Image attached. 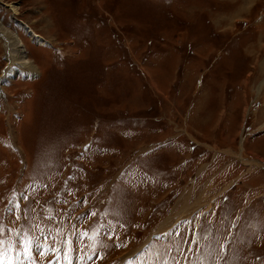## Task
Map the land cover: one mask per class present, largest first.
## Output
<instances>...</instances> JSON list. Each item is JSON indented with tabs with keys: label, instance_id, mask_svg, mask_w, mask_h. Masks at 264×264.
Segmentation results:
<instances>
[{
	"label": "rangeland",
	"instance_id": "obj_1",
	"mask_svg": "<svg viewBox=\"0 0 264 264\" xmlns=\"http://www.w3.org/2000/svg\"><path fill=\"white\" fill-rule=\"evenodd\" d=\"M0 23L30 63L0 38V264H264V0H0Z\"/></svg>",
	"mask_w": 264,
	"mask_h": 264
},
{
	"label": "bare ground",
	"instance_id": "obj_2",
	"mask_svg": "<svg viewBox=\"0 0 264 264\" xmlns=\"http://www.w3.org/2000/svg\"><path fill=\"white\" fill-rule=\"evenodd\" d=\"M252 1V0H251ZM254 1V0H253ZM255 3V2H254ZM252 5V4H251ZM250 5V6H251ZM251 8V7H250ZM240 10H242V8H240ZM257 24V23H256ZM257 28V27H256ZM31 37L33 38V40H35L37 43L43 44L44 42H46L40 35H37L35 32L31 31ZM264 33V32H263ZM0 38L3 40L4 42V47L6 48V50L8 51V56L10 58V60L12 62L15 63H20L23 66H29V61L26 60V55L24 53V49L22 48L21 43H19L20 41L18 40L17 37H15V35L12 33V31H10L8 28H6L5 26H3L0 23ZM262 39V38H261ZM45 44V43H44ZM25 58V59H24ZM248 161V160H247ZM254 163H258V164H262L260 160H258V158L253 160ZM167 220L163 221L160 226H159V231H163L166 230L167 228Z\"/></svg>",
	"mask_w": 264,
	"mask_h": 264
},
{
	"label": "snow or ice",
	"instance_id": "obj_3",
	"mask_svg": "<svg viewBox=\"0 0 264 264\" xmlns=\"http://www.w3.org/2000/svg\"><path fill=\"white\" fill-rule=\"evenodd\" d=\"M0 232H2V230H0ZM5 243V241L3 239H0V246H3V244ZM27 250V249H26ZM3 253L0 252V260H3Z\"/></svg>",
	"mask_w": 264,
	"mask_h": 264
}]
</instances>
